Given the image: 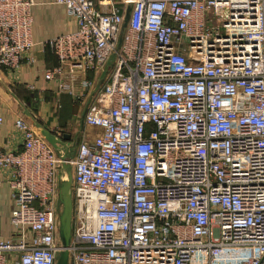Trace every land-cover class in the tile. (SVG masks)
I'll return each mask as SVG.
<instances>
[{
	"label": "built area",
	"instance_id": "built-area-1",
	"mask_svg": "<svg viewBox=\"0 0 264 264\" xmlns=\"http://www.w3.org/2000/svg\"><path fill=\"white\" fill-rule=\"evenodd\" d=\"M54 2L75 29L43 41L42 77L83 106L81 138L13 122L0 264H55L63 164L68 264H264V0ZM34 3L0 0V69L33 62Z\"/></svg>",
	"mask_w": 264,
	"mask_h": 264
},
{
	"label": "crops",
	"instance_id": "crops-1",
	"mask_svg": "<svg viewBox=\"0 0 264 264\" xmlns=\"http://www.w3.org/2000/svg\"><path fill=\"white\" fill-rule=\"evenodd\" d=\"M31 12L33 16L32 39L35 43L30 55L33 62L25 60L18 71L0 69V148L6 150L21 149V133L13 126L16 118L27 122H38L50 131L59 130L63 136H81V121L77 124L80 109L83 106L72 101L68 94L58 93L51 81L42 77V70L53 67L57 60L51 47L43 41L75 29L72 19L65 14L63 5L54 0H34ZM93 73H89L91 79ZM100 81V80H98ZM83 113V112H82ZM82 117V115H81ZM94 129L85 127V135L92 139ZM64 140V138H63ZM66 140V139H65ZM9 189L6 184L0 186V210L2 230L7 233V217L10 211ZM58 205V203H57Z\"/></svg>",
	"mask_w": 264,
	"mask_h": 264
},
{
	"label": "water",
	"instance_id": "water-1",
	"mask_svg": "<svg viewBox=\"0 0 264 264\" xmlns=\"http://www.w3.org/2000/svg\"><path fill=\"white\" fill-rule=\"evenodd\" d=\"M130 5L126 6L125 15H124V23L129 16ZM35 127L40 131V133L46 138V140L53 146L57 147L56 145V138L51 133V131L45 127L44 125H40L38 122H35ZM65 141L70 139L69 135L63 136ZM63 168L66 170L68 177L67 179H61L58 185L57 191V199L60 205V211L58 214L59 219V228H58V235L61 243V250L58 253L57 259L55 264H68V245L71 239V213H72V196H71V173L70 168L67 164H63Z\"/></svg>",
	"mask_w": 264,
	"mask_h": 264
},
{
	"label": "rangeland",
	"instance_id": "rangeland-1",
	"mask_svg": "<svg viewBox=\"0 0 264 264\" xmlns=\"http://www.w3.org/2000/svg\"><path fill=\"white\" fill-rule=\"evenodd\" d=\"M117 2L118 1H120V0H116ZM209 26L210 25H212V23L211 22H209V23H207ZM82 109H80V112H79V116H78V119H77V124H79V122L81 121V115H82ZM82 131V129L80 130V132ZM80 138H81V136L80 135H78V139H77V137H76V135H74V138H73V141L72 142H74V144H75V141H76V143L77 142H79V140H80ZM60 171V167L59 166H57V168H56V175H57V173ZM64 177H65V179H67V177H68V174H67V172H66V175H64ZM56 185H58V181H57V177H56Z\"/></svg>",
	"mask_w": 264,
	"mask_h": 264
}]
</instances>
